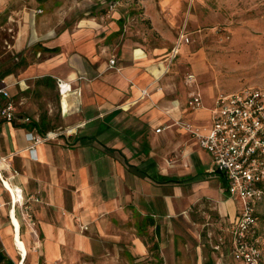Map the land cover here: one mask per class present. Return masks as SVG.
Segmentation results:
<instances>
[{"label":"crops","instance_id":"obj_1","mask_svg":"<svg viewBox=\"0 0 264 264\" xmlns=\"http://www.w3.org/2000/svg\"><path fill=\"white\" fill-rule=\"evenodd\" d=\"M94 4L95 0H0V14L7 12L18 21L11 45L17 62L0 73V81L5 80L13 101L14 94L22 98L21 105L15 103L17 116L32 120L27 126H0L3 174L15 198L23 197L14 205L0 180V226L2 208L9 205L6 216L16 229L14 249L18 251L20 240L26 252L19 264H25L30 251L45 264H63L79 255H95L99 248L112 253L129 247L127 237L143 224L160 230L154 218L159 215L157 197L169 216L181 206L187 187L207 184L206 176L218 178L227 190L226 178L211 172L210 153L190 132L171 123L176 119L209 127L218 96L204 95L211 99L206 103L200 92L185 86L181 97H168L170 51L156 64L153 56L159 49L127 36L121 9L95 17ZM59 79L69 83L71 91L62 95ZM51 89L67 131L31 153L27 130L36 128L43 136L57 132L48 113L41 115L39 109L41 92ZM142 89L149 95L141 98ZM197 93L203 105L194 109L189 101ZM170 149L177 150L175 157H170ZM219 196H214L216 209L231 225L243 200L228 190ZM26 207L32 213L24 224L18 209ZM1 233L8 240L5 230L0 240ZM134 235L129 250L145 254L141 235ZM0 254L3 262H14L2 248Z\"/></svg>","mask_w":264,"mask_h":264},{"label":"rangeland","instance_id":"obj_2","mask_svg":"<svg viewBox=\"0 0 264 264\" xmlns=\"http://www.w3.org/2000/svg\"><path fill=\"white\" fill-rule=\"evenodd\" d=\"M119 9L125 14L127 36L148 48L159 49L153 56L157 59L156 64L169 51L171 53L182 32L190 39L170 63L167 76L172 89H169L168 97H181L185 86L197 90L203 98L204 95L217 97L244 87H264V0H95L92 15L113 14ZM9 15L7 12L0 14V73L17 62L11 53V45L18 21ZM167 60L170 62V57ZM13 98L18 106L21 105L19 93ZM40 99L43 102L39 108L41 115L48 113L54 130L66 132L55 90L41 92ZM204 100L211 102L207 97ZM171 123L183 130H187L189 124L196 125L176 119H171ZM169 152L170 157L177 154L176 149ZM204 181L208 185L187 187V195L184 194L186 197L173 215L166 216L163 205L158 202L159 197L156 198L159 215L154 218L160 224V230L143 224L140 231L133 230L127 237L129 247L112 249V253L99 248L95 255H79L63 264H242L232 253L227 230L229 220L216 209L218 200L214 196L227 190L213 176H206ZM8 207L2 208L4 222L1 223L8 240L1 233L0 249L7 260L12 258L19 264L23 257L14 249L16 229L14 224L11 228L6 216ZM30 212L32 210L27 207L18 209L23 223L30 218ZM134 233L141 235L147 246L143 255L129 250ZM258 234L262 250L260 264H264V215L258 224ZM218 244L219 249L216 248ZM34 263L45 264L42 257L30 251L25 264ZM0 264L8 263L5 260Z\"/></svg>","mask_w":264,"mask_h":264},{"label":"built area","instance_id":"obj_3","mask_svg":"<svg viewBox=\"0 0 264 264\" xmlns=\"http://www.w3.org/2000/svg\"><path fill=\"white\" fill-rule=\"evenodd\" d=\"M189 41L186 33L182 32L170 53V61L177 56L180 47ZM115 62V59L111 60V67H114ZM189 78L192 79L193 75H189ZM58 84L63 95V81L59 79ZM68 89L71 90L70 84ZM148 95V89L141 90V98ZM189 105L194 109L202 107L199 93L193 96ZM16 111L8 86L5 80H1L0 126L3 123H17L19 126L32 123L29 116L19 117ZM161 130L162 128L157 129L158 132ZM187 131L210 153L211 172L222 174L226 178L228 192L243 200L237 219L227 228L233 255L242 264H260L262 250L258 224L264 215V87H244L219 95L211 109L209 127L189 124ZM26 134L31 142L28 150L34 153L38 144L58 137L61 132L43 136L33 128L27 130ZM2 159L0 158V180L4 182L5 159ZM216 248L219 249L220 244Z\"/></svg>","mask_w":264,"mask_h":264},{"label":"bare ground","instance_id":"obj_4","mask_svg":"<svg viewBox=\"0 0 264 264\" xmlns=\"http://www.w3.org/2000/svg\"><path fill=\"white\" fill-rule=\"evenodd\" d=\"M68 85H69V83L67 84L66 82H63V86H64V88H63V92H64V94H66L68 91H71L70 89H68ZM162 88H160V90H161ZM68 90V91H67ZM67 107V105H66V103H65V108ZM3 180H4V182H2V185L4 186V188H6V190L9 192V195L12 197V199H13V202H14V205L18 202V201H21V200H23V197H17V199L15 198V196L13 195V191H12V187H13V185H12V183L10 182V180H8L7 178H5V177H3ZM14 208V207H13ZM15 209V208H14ZM12 219H15V218H13L12 217ZM17 232L18 233H20L19 232V227L17 226ZM17 250H18V252H19V254L21 255V257L23 256H25L26 257V252H25V250L22 248V246H21V242H20V240L19 241H17Z\"/></svg>","mask_w":264,"mask_h":264},{"label":"trees","instance_id":"obj_5","mask_svg":"<svg viewBox=\"0 0 264 264\" xmlns=\"http://www.w3.org/2000/svg\"><path fill=\"white\" fill-rule=\"evenodd\" d=\"M18 125V124H17ZM33 126H37V123L36 122H34L33 124H32ZM19 126V125H18ZM43 130V128H40V131H42ZM46 130V129H45ZM173 181H177V180H173ZM3 258L5 259V257L2 255V254H0V263H1V261L3 260ZM8 264H15L12 260H8Z\"/></svg>","mask_w":264,"mask_h":264},{"label":"water","instance_id":"obj_6","mask_svg":"<svg viewBox=\"0 0 264 264\" xmlns=\"http://www.w3.org/2000/svg\"><path fill=\"white\" fill-rule=\"evenodd\" d=\"M63 115H64V116H66V115H67V112H65L64 110H63Z\"/></svg>","mask_w":264,"mask_h":264}]
</instances>
